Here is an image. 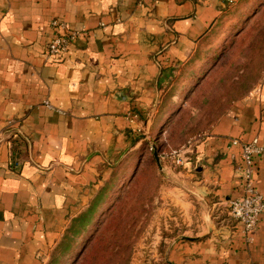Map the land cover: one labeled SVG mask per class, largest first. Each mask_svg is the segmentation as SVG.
Returning <instances> with one entry per match:
<instances>
[{
  "label": "crops",
  "instance_id": "0c3cea01",
  "mask_svg": "<svg viewBox=\"0 0 264 264\" xmlns=\"http://www.w3.org/2000/svg\"><path fill=\"white\" fill-rule=\"evenodd\" d=\"M236 1L0 0V264H45L68 242L137 135L167 117L168 82ZM53 21L76 35L49 57ZM233 139L264 148V73L189 157L177 155L198 202L228 218L221 234L210 224L209 237L176 243L170 264H264V220L245 233L228 211L241 189ZM254 163L264 193V153Z\"/></svg>",
  "mask_w": 264,
  "mask_h": 264
},
{
  "label": "rangeland",
  "instance_id": "374dc122",
  "mask_svg": "<svg viewBox=\"0 0 264 264\" xmlns=\"http://www.w3.org/2000/svg\"><path fill=\"white\" fill-rule=\"evenodd\" d=\"M195 60L168 82L165 103L158 107L167 117L137 135L136 150L123 158L105 187L104 205L76 249L45 264H170L176 243L209 237L210 224L221 226L223 233L228 214L224 217L211 198L198 202L177 155L185 150L189 157L193 143L260 83L264 0L230 5L203 39ZM183 201L189 203L190 217L182 211Z\"/></svg>",
  "mask_w": 264,
  "mask_h": 264
},
{
  "label": "built area",
  "instance_id": "2783aa9c",
  "mask_svg": "<svg viewBox=\"0 0 264 264\" xmlns=\"http://www.w3.org/2000/svg\"><path fill=\"white\" fill-rule=\"evenodd\" d=\"M52 24L60 29L59 34L46 44V54L49 57L59 56L68 48L69 43L76 33L59 21ZM232 143L240 147V194L228 199L227 206L230 216L242 226V231L252 233L259 221L264 220V193L259 190L255 183L254 156H261L264 148L256 141L245 142L233 139ZM181 159L177 160L180 163Z\"/></svg>",
  "mask_w": 264,
  "mask_h": 264
},
{
  "label": "trees",
  "instance_id": "16d2710c",
  "mask_svg": "<svg viewBox=\"0 0 264 264\" xmlns=\"http://www.w3.org/2000/svg\"><path fill=\"white\" fill-rule=\"evenodd\" d=\"M226 10L228 11V8ZM226 10H225V12H226ZM225 12L223 13V15L221 17L224 16ZM219 19H218V21H219ZM198 54H199V51L190 59V61L188 63L190 64V63L195 62L196 61L195 58L198 57ZM106 186L102 187L96 201H94V203H92V206L90 207L88 213L79 220L76 228H73V230H71L70 234H67L66 238H67L68 242L65 245H63L62 247H59V248H56L53 250L52 256H51L52 260L57 255H61V257H67V255H69L70 253H72V251H74L73 249H76V244H77L78 240L80 239V237H82L84 234H86L87 231L92 226V223L94 222V219L96 218V215L99 212V206L102 204L104 205L105 201L103 200V202H101V198L104 195ZM89 235H87L88 242L90 241Z\"/></svg>",
  "mask_w": 264,
  "mask_h": 264
},
{
  "label": "water",
  "instance_id": "95a60500",
  "mask_svg": "<svg viewBox=\"0 0 264 264\" xmlns=\"http://www.w3.org/2000/svg\"><path fill=\"white\" fill-rule=\"evenodd\" d=\"M156 160H157V161L159 160L157 156H156Z\"/></svg>",
  "mask_w": 264,
  "mask_h": 264
}]
</instances>
